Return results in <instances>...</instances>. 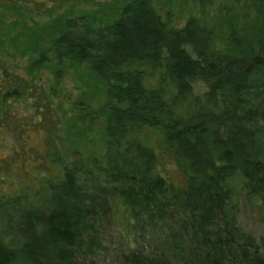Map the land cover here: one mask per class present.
<instances>
[{"label": "trees", "instance_id": "1", "mask_svg": "<svg viewBox=\"0 0 264 264\" xmlns=\"http://www.w3.org/2000/svg\"><path fill=\"white\" fill-rule=\"evenodd\" d=\"M52 1L67 0H0V8L25 2L50 9ZM170 2L128 0L112 19L95 11L56 16L54 57L63 66L86 63L105 91L96 112L106 124V163L89 168L81 159L36 154L58 165L51 176L58 182L36 174L50 201L20 211L17 242L0 240V264H264L257 237L238 224L229 183L240 175L246 196L264 209V27L245 34L232 26L218 47L194 17L180 26ZM218 5H238L243 18L253 10L264 21V0ZM50 59L41 52L33 62ZM146 68L158 73L154 83ZM36 88L0 60V142L40 127ZM145 125L163 133L161 150L122 143ZM162 153L182 184L159 171Z\"/></svg>", "mask_w": 264, "mask_h": 264}, {"label": "rangeland", "instance_id": "2", "mask_svg": "<svg viewBox=\"0 0 264 264\" xmlns=\"http://www.w3.org/2000/svg\"><path fill=\"white\" fill-rule=\"evenodd\" d=\"M126 1L67 0L61 5L52 1L50 9L23 2L18 10L0 8V60L6 63L9 71L34 84L43 102L41 128L32 126L21 130L19 135L11 133L0 142V201L18 199L0 205V240L3 243L14 245L17 242L16 224L20 211L37 209L50 201V189L40 184L35 176L47 172L48 177L55 176L60 169L51 164L49 158L46 164L40 158L36 161V154L44 157L58 153L67 163H78L81 159L89 168L106 163L105 154L109 149L104 134L106 124L104 116L96 112L105 103V91L86 63L63 66L54 57L55 50L51 45L59 29L56 16L64 13L69 17L95 11L96 14L107 13L112 19ZM219 1L201 4L198 0H171L169 9L180 26L194 17L213 33V42L218 47L226 44L232 26L245 34L247 30L258 31L264 27L260 16L253 19V10L250 17L243 18L238 5L233 10L222 9ZM41 52H46L51 59L37 67L34 65L37 62L33 61ZM151 68H146L145 78L154 83L159 75ZM185 106L182 104L180 108ZM128 139L138 140L154 149L161 150L163 146V133L156 127H134L122 143ZM162 154L159 171L171 182L182 184L184 177L178 166L167 154ZM51 180L58 182L57 178L51 177ZM241 182L240 175L229 180L238 205V224L257 237L264 255V209L259 198L246 196Z\"/></svg>", "mask_w": 264, "mask_h": 264}]
</instances>
